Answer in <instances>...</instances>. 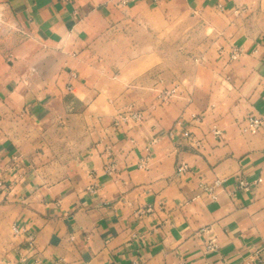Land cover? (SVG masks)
Returning a JSON list of instances; mask_svg holds the SVG:
<instances>
[{
  "label": "crops",
  "instance_id": "0c3cea01",
  "mask_svg": "<svg viewBox=\"0 0 264 264\" xmlns=\"http://www.w3.org/2000/svg\"><path fill=\"white\" fill-rule=\"evenodd\" d=\"M120 1L0 0V13L53 53L48 56L57 60L58 82L75 86L71 70L94 36L112 24ZM127 1L162 11L178 5L195 15L214 8L252 14L237 23L232 45L242 54L228 57L222 73L233 100L208 101L200 122L183 113L182 126L199 147L180 133L163 136L151 147L146 169L136 166L144 147L178 115L168 117L165 105L150 100L140 127L112 128L110 136L62 161L14 125L21 117L42 125L70 102L58 88L23 87L21 71L0 59V264H128L135 258L142 264H240L257 248L264 258V180L243 190L236 178L252 182L264 169V0ZM247 115L262 118L258 132L239 130L238 120ZM108 156L116 163L111 174L103 171ZM180 161L190 171L178 176ZM215 178L226 181L210 200L197 182ZM13 223L27 233L14 235ZM210 235L216 247L205 250Z\"/></svg>",
  "mask_w": 264,
  "mask_h": 264
},
{
  "label": "rangeland",
  "instance_id": "374dc122",
  "mask_svg": "<svg viewBox=\"0 0 264 264\" xmlns=\"http://www.w3.org/2000/svg\"><path fill=\"white\" fill-rule=\"evenodd\" d=\"M117 5L112 24L94 36L71 70L75 86L58 82L57 60L48 56L53 53L0 13V59L21 71L23 87L58 88V96L70 102L61 116L42 125H32L23 117L14 125L15 131L33 138L37 148L49 147L55 159L69 161L114 129L140 127L149 100L165 105L168 117L178 114L173 125L183 119V113L205 116L208 101L233 100L222 74L231 60L227 50L236 46L232 40L240 33L237 23L240 26L252 14L214 8L195 15L179 10L178 5L162 11L127 0ZM174 86L173 95L165 101L158 99L160 91ZM129 110L139 111L142 119L115 126L116 119Z\"/></svg>",
  "mask_w": 264,
  "mask_h": 264
},
{
  "label": "built area",
  "instance_id": "2783aa9c",
  "mask_svg": "<svg viewBox=\"0 0 264 264\" xmlns=\"http://www.w3.org/2000/svg\"><path fill=\"white\" fill-rule=\"evenodd\" d=\"M241 54H242L241 48L235 46L229 52V59L236 60L239 58ZM72 76L75 77V74L73 73ZM261 85L264 88V75L261 78ZM68 89H70V86H68ZM175 91H176V87L174 86L169 89L160 91L157 97L160 101H165L168 97L173 95ZM191 118L197 122L201 121V116L194 113L191 114ZM141 119L142 116L139 111L129 110L128 113L120 115L114 122V125L118 126L130 120L134 122H139ZM176 124H177L176 127L170 128L163 134L155 135L153 138H151L148 141V143L144 147L146 154L138 160L136 164L137 168L140 169L147 168L148 159L150 158V149L153 146V144H155L163 136L173 138L177 133H180L183 138L187 139L190 142L191 146L199 147L200 140L195 141L191 131L186 127L184 128L182 126L181 121H178ZM261 126H262V118L257 115H247L242 117L240 120H238V128L241 132L254 134L260 130ZM212 132L215 135H221L222 130L217 126H213ZM115 170H116V163L111 159V156H108L103 164V171L107 174H111ZM188 171H190V169L185 162L180 161L176 164L175 167L176 175L181 176ZM236 178L238 182V187L240 189L246 190L248 189L251 183L259 184L264 180V169L252 182L246 180L242 175H237ZM225 181H226L225 178H215L212 182L208 183L200 179L197 182V189L200 193L205 194L210 200H216L219 194V190L224 187ZM10 229L14 235L27 233L26 228L24 226H20L17 223H13ZM28 242L30 244L33 242V237L30 234H28ZM215 247H216V237L214 235L208 236L204 242L205 250H212ZM259 252L260 249L257 248L250 255H248L247 258L243 260L240 264H264V258L260 255ZM128 264H142V261L135 258L132 259ZM181 264H186V263L183 262Z\"/></svg>",
  "mask_w": 264,
  "mask_h": 264
}]
</instances>
